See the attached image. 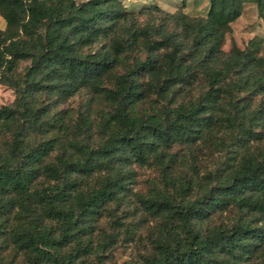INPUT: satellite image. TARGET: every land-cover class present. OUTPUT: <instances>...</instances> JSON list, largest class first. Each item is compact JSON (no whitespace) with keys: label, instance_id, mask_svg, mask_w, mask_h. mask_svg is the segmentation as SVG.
<instances>
[{"label":"trees","instance_id":"trees-1","mask_svg":"<svg viewBox=\"0 0 264 264\" xmlns=\"http://www.w3.org/2000/svg\"><path fill=\"white\" fill-rule=\"evenodd\" d=\"M244 1L264 21V0H207L203 16L169 13L176 34L116 27L127 18L119 0H0V82L15 94L0 104V264L97 255L120 231L94 242L100 220L110 205L124 209L133 164L151 162L159 182L133 194L160 221L151 248L129 264H264V152L249 150L264 124V98L251 106L264 94V39L220 48ZM82 86L104 102L97 120L88 108L71 117L52 107ZM216 124L227 131L221 165L200 176L194 163L189 174L177 170L185 153L173 148ZM226 209L229 222L209 223Z\"/></svg>","mask_w":264,"mask_h":264},{"label":"rangeland","instance_id":"rangeland-1","mask_svg":"<svg viewBox=\"0 0 264 264\" xmlns=\"http://www.w3.org/2000/svg\"><path fill=\"white\" fill-rule=\"evenodd\" d=\"M77 2L82 0H75ZM127 12V18L118 22L116 27H124L128 25L150 26L155 25L159 29L172 31L176 34L181 32L180 24L169 16V13L180 12L187 17H198L205 14L207 0H119ZM4 26V21L0 18V27ZM252 36L264 39V21L257 15L255 4L252 1H244L240 10V14L230 22V31L223 35V41L220 48L227 51L231 44L234 43L238 47H243L246 40ZM101 40L103 37L100 38ZM98 45L97 41L87 45L84 49H92ZM27 64V60H19L14 72L21 73L23 67ZM198 86V84H197ZM192 93H197L193 89ZM13 89L5 83L0 82V104H8L14 97ZM47 95H39L41 99ZM54 97V96H53ZM52 97V98H53ZM264 98V94H258L252 98L251 106H254L259 99ZM52 102V101H51ZM52 107L62 108L71 117H74L76 110H85L88 108L89 115L97 120V112L106 107L100 97L94 95L92 88L82 86L72 95L59 101L52 102ZM96 128V127H95ZM255 130L260 131L257 138L249 141V150L256 152H264V124L255 126ZM99 132L94 129L93 137L98 139ZM220 140H225L220 143ZM227 131L220 124H216L212 131L204 133L197 141L188 147L177 146V153H185L184 157L177 161V170H182L185 174H189L190 164L194 163L198 176L206 170L221 165L220 162L226 156ZM228 146V145H227ZM193 169V167L191 168ZM159 173L156 165L151 162L144 165L133 164V182L130 191L127 192L126 203L124 209L115 205H110L108 215L102 217L99 222L100 229L94 237L95 241L101 236V232L118 231L116 241L112 242L105 249L97 250V255L92 254L82 260L81 264H96L101 260L103 264H129L131 261H140L141 255L148 252L151 248V234L154 233L155 227L160 218H152L145 215L144 210L139 206L136 196L133 192L146 196L156 182H159ZM123 210V211H121ZM123 214V215H122ZM234 211L226 209L221 212H215L210 224L227 223L233 218ZM109 216H122L123 225L130 224L133 226L134 233L124 235L121 227L115 228V223L109 220ZM117 217V218H119Z\"/></svg>","mask_w":264,"mask_h":264}]
</instances>
